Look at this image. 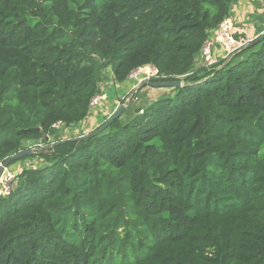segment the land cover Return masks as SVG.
<instances>
[{"label": "trees", "instance_id": "1", "mask_svg": "<svg viewBox=\"0 0 264 264\" xmlns=\"http://www.w3.org/2000/svg\"><path fill=\"white\" fill-rule=\"evenodd\" d=\"M238 1L0 0V162L45 146L0 195V264H264L263 33L197 65ZM149 65L183 85L76 135Z\"/></svg>", "mask_w": 264, "mask_h": 264}, {"label": "built area", "instance_id": "2", "mask_svg": "<svg viewBox=\"0 0 264 264\" xmlns=\"http://www.w3.org/2000/svg\"><path fill=\"white\" fill-rule=\"evenodd\" d=\"M234 22L231 18L224 19L219 28L216 31H213L212 36L206 40L202 50L198 56V61H201L204 66H212L218 63L220 60H226L231 55H234L236 51L240 48L249 45L256 37H245L243 40H238L234 34ZM221 46V49L219 48ZM197 61V63H198ZM199 65V64H198ZM158 76V69L153 65L145 66L134 70L130 77L138 80L144 81L151 77ZM104 94V93H103ZM134 96L132 93L130 97ZM103 98V99H102ZM106 99V96L98 94L91 100L92 110L99 106L103 100ZM132 101H137V97H132ZM129 103V102H128ZM140 113H144V109L141 108ZM111 116V115H110ZM55 127H60L59 124H56ZM86 133H82L79 136H83ZM37 147H43L41 143L35 145ZM3 165V162H0V167ZM17 173L9 167L5 168L4 172L0 177V195H8L12 190L17 186Z\"/></svg>", "mask_w": 264, "mask_h": 264}, {"label": "crops", "instance_id": "3", "mask_svg": "<svg viewBox=\"0 0 264 264\" xmlns=\"http://www.w3.org/2000/svg\"><path fill=\"white\" fill-rule=\"evenodd\" d=\"M231 20L234 22V26H235L234 34L236 39L243 40L247 36L256 37L259 34L264 33V6L261 3H259V1L257 0H239L232 6ZM108 81H112V79ZM113 86L114 87L116 86L114 82H113ZM117 88L123 89L124 92L129 91V88L128 89L121 87H117ZM143 89L142 92L145 93L147 96H149L148 97L149 99H147L149 100L148 102L149 104L154 100H156L157 98H159L160 96H162L163 94L169 93L172 90V88L171 89L169 88L168 90L166 89V91L160 88H155V89L153 88V90L147 92V91H143ZM157 90L162 92L157 93L158 95L155 98H153V95L157 92ZM118 95H119V91H118ZM108 97L110 98V96ZM150 97H152V99H150ZM106 101H102L103 103L100 104L98 109L96 110L97 115L95 116V118H91L90 122L94 124L92 125V128L98 126L100 124V121L104 120L108 115H110V112L114 109L116 104L112 105L111 102L107 103ZM80 126L81 124L78 125L77 128ZM61 129L62 128H60V130ZM18 171L19 170L15 172Z\"/></svg>", "mask_w": 264, "mask_h": 264}, {"label": "rangeland", "instance_id": "4", "mask_svg": "<svg viewBox=\"0 0 264 264\" xmlns=\"http://www.w3.org/2000/svg\"><path fill=\"white\" fill-rule=\"evenodd\" d=\"M233 55H231L229 58L226 59V62L229 61L231 58H232ZM225 62V63H226ZM198 64L199 65H203V63L201 61H198ZM210 67V66H209ZM146 80H149V79H146ZM136 84L134 85V87L129 90L128 92H124L123 89H120L119 90V95L117 93V90L116 88L113 86V82L112 81H107L105 82L106 83V91L104 94H102L103 96H106V99L105 100H109V102L114 98L116 101H117V104L115 105L114 109L110 112V115H112L121 105H126L128 104V102H133L132 101V97H135V96H132L130 97V94L136 89L137 86H139L141 83H142V80H140V82H138V80H136ZM145 81V80H144ZM144 88V89H143ZM153 88H160L162 90H165L166 89L168 90L169 88L171 89L172 87H154V86H151V85H147V86H143L140 90L143 89V91H147L149 92L150 90H153ZM173 89V88H172ZM162 91H158L153 95V98H155L158 94L157 93H161ZM110 96V98L108 97ZM149 96H147L145 93L142 94V97H141V100L140 101H137V102H133L132 103V107L131 109L134 111L135 114H137V109H141V104L144 103L145 100L149 99L148 98ZM103 99V98H102ZM150 99H152V97H150ZM140 107V108H139ZM97 115V114H96ZM108 115V116H110ZM107 116V117H108ZM106 119V118H105ZM108 119V118H107ZM106 119V120H107ZM91 118L88 119L83 123V125L81 124L80 127H78L74 132L76 133V135H80L82 133H86L88 134L90 132V129H91V125H94L92 124V122H90ZM102 120V119H101ZM103 121H100V123H102ZM97 128V126H95ZM61 128V127H60ZM60 128H57L55 127L56 131L58 132V135L56 137H62V136H65V135H68V132L67 131H61ZM94 130V129H93ZM57 134V133H56ZM54 138V136H53ZM31 146V145H30ZM35 147V146H33ZM45 147V146H43ZM36 148V147H35ZM42 147H37V150L36 151H39ZM261 153H264V146L261 150ZM38 159H34V158H27L25 160H19V161H16V163H13V164H10L9 165V169L13 170V171H17L19 170L21 167L23 166H29V165H38L39 161H37Z\"/></svg>", "mask_w": 264, "mask_h": 264}, {"label": "water", "instance_id": "5", "mask_svg": "<svg viewBox=\"0 0 264 264\" xmlns=\"http://www.w3.org/2000/svg\"><path fill=\"white\" fill-rule=\"evenodd\" d=\"M264 37V33L263 35L260 37L263 38ZM259 41V39L254 40V43H257ZM147 85H151L154 87H179L183 85V80H176V81H151V80H145L142 81V83L136 87V89L132 92V95L135 94L136 92H138L143 86H147ZM152 103V102H151ZM129 104L126 105H121L107 120L104 121V123L100 126L99 129H97L96 131L92 132V133H88L86 136H92L94 134H98L101 131H103L105 128H107L116 118H118L119 116H121L124 111L128 108ZM141 109H137V113L140 112ZM84 136V135H83ZM83 136H80V138H82ZM49 139V137H47V140ZM36 151V148L33 146H29L26 149L20 150L19 152H17L16 154L6 158V160L3 162V165L0 167V177L2 175V173L4 172L5 168L9 167V165L11 164L12 161L17 160L23 156H27L32 154L33 152Z\"/></svg>", "mask_w": 264, "mask_h": 264}]
</instances>
